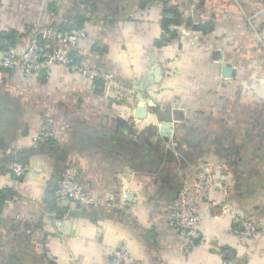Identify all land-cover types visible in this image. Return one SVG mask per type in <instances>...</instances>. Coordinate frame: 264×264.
Masks as SVG:
<instances>
[{"label": "crops", "instance_id": "obj_1", "mask_svg": "<svg viewBox=\"0 0 264 264\" xmlns=\"http://www.w3.org/2000/svg\"><path fill=\"white\" fill-rule=\"evenodd\" d=\"M37 22L82 29L76 61L130 93L64 66L38 80L0 68V264H97L115 248L143 264H264V0H0V38L11 40L0 51L24 49L23 28ZM45 118L57 134L34 146ZM68 164L102 203L55 205ZM206 170L228 189L202 202L184 252L166 206ZM236 216L261 228L249 246L232 232Z\"/></svg>", "mask_w": 264, "mask_h": 264}, {"label": "built area", "instance_id": "obj_2", "mask_svg": "<svg viewBox=\"0 0 264 264\" xmlns=\"http://www.w3.org/2000/svg\"><path fill=\"white\" fill-rule=\"evenodd\" d=\"M22 33L27 37L28 44L24 49L5 47L0 51V68L24 78L40 79L48 75L54 66H64L69 71L79 74L90 81L98 82L107 91L124 96L130 93L115 77L99 67H87L77 62L72 52L78 42L85 37L79 28L64 29L37 22L27 25ZM256 41L264 49V30L258 34ZM137 121V120H135ZM57 130L50 118H45L38 129L32 134L34 146L53 139ZM11 171L16 177L28 171V165L13 161ZM229 184L223 183L211 170L204 173L193 184L183 183L166 206V219L169 227L179 237L184 252H189L198 241V230L204 218L202 202L208 198L214 188L226 192ZM55 205L64 208L75 204L80 208L96 206L102 203L89 194L79 183L78 169L73 164L64 166L59 173L53 188ZM114 197L110 196L107 205H113ZM236 227L232 232L243 246H249L261 233L259 224L253 220L236 216ZM264 230V229H263ZM97 264H143L122 249L108 250L107 257Z\"/></svg>", "mask_w": 264, "mask_h": 264}, {"label": "water", "instance_id": "obj_3", "mask_svg": "<svg viewBox=\"0 0 264 264\" xmlns=\"http://www.w3.org/2000/svg\"><path fill=\"white\" fill-rule=\"evenodd\" d=\"M10 43H11V40H9V39H1L0 38V46H5V45L9 46ZM224 73L226 75H230V73H231L230 68H225L224 69ZM147 111H148V109L146 107L145 108L144 107H137L136 110H135L134 117L136 119H144V118H146ZM163 132H165V133L169 132V126L168 125H165L163 127Z\"/></svg>", "mask_w": 264, "mask_h": 264}, {"label": "trees", "instance_id": "obj_4", "mask_svg": "<svg viewBox=\"0 0 264 264\" xmlns=\"http://www.w3.org/2000/svg\"><path fill=\"white\" fill-rule=\"evenodd\" d=\"M166 23H167V21L166 20H164L163 21V27H164V29H165V31H167V33H168V29L166 28ZM5 35H7L8 37H11V36H13V32L12 33H5ZM163 38H162V40H159V41H157L156 43H161V42H163ZM73 53V52H72ZM60 209H62V208H60Z\"/></svg>", "mask_w": 264, "mask_h": 264}]
</instances>
